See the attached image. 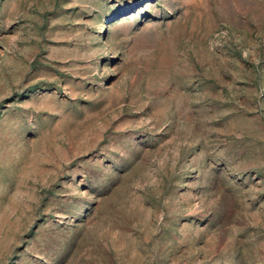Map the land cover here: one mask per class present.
<instances>
[{
    "label": "rangeland",
    "instance_id": "obj_1",
    "mask_svg": "<svg viewBox=\"0 0 264 264\" xmlns=\"http://www.w3.org/2000/svg\"><path fill=\"white\" fill-rule=\"evenodd\" d=\"M0 264H264V0H0Z\"/></svg>",
    "mask_w": 264,
    "mask_h": 264
}]
</instances>
